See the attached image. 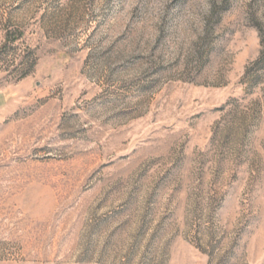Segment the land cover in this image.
Instances as JSON below:
<instances>
[{"label":"rangeland","instance_id":"1","mask_svg":"<svg viewBox=\"0 0 264 264\" xmlns=\"http://www.w3.org/2000/svg\"><path fill=\"white\" fill-rule=\"evenodd\" d=\"M0 264H264V0H0Z\"/></svg>","mask_w":264,"mask_h":264}]
</instances>
